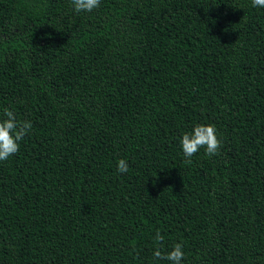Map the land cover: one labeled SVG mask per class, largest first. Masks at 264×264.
Returning a JSON list of instances; mask_svg holds the SVG:
<instances>
[{
    "label": "trees",
    "instance_id": "1",
    "mask_svg": "<svg viewBox=\"0 0 264 264\" xmlns=\"http://www.w3.org/2000/svg\"><path fill=\"white\" fill-rule=\"evenodd\" d=\"M4 109L32 127L0 161V264H170L153 252L177 243L181 264H264V8L0 0ZM209 124L218 154L187 163Z\"/></svg>",
    "mask_w": 264,
    "mask_h": 264
},
{
    "label": "clouds",
    "instance_id": "2",
    "mask_svg": "<svg viewBox=\"0 0 264 264\" xmlns=\"http://www.w3.org/2000/svg\"><path fill=\"white\" fill-rule=\"evenodd\" d=\"M251 7L264 8V0H250ZM75 12H91L99 7L100 0H71ZM6 119L0 120V161H7L9 157L14 156L20 149V141L31 130L30 121H18L15 114L4 109ZM180 147L187 163H191V157L201 148H204L205 154L209 157L218 154L221 147L220 140L217 138V130L213 125H196L191 133H185L180 138ZM126 160L120 159L117 162V171L121 174L128 172ZM156 242H162L164 237L157 232ZM154 260L169 261L170 264H181L184 258L182 245L177 243L173 249L166 253L157 249L153 252Z\"/></svg>",
    "mask_w": 264,
    "mask_h": 264
}]
</instances>
